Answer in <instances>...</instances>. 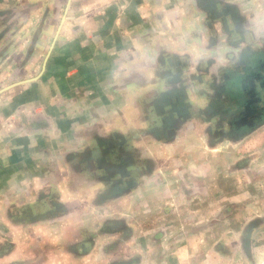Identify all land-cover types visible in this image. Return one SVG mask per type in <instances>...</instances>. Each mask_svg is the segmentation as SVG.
<instances>
[{
	"label": "crops",
	"instance_id": "crops-1",
	"mask_svg": "<svg viewBox=\"0 0 264 264\" xmlns=\"http://www.w3.org/2000/svg\"><path fill=\"white\" fill-rule=\"evenodd\" d=\"M263 56L264 0H0V264H233L170 142Z\"/></svg>",
	"mask_w": 264,
	"mask_h": 264
},
{
	"label": "rangeland",
	"instance_id": "rangeland-1",
	"mask_svg": "<svg viewBox=\"0 0 264 264\" xmlns=\"http://www.w3.org/2000/svg\"><path fill=\"white\" fill-rule=\"evenodd\" d=\"M202 137H196L184 146L177 143L170 148L176 150L179 147L176 154H171V163L182 171L175 188L185 194L183 197L188 203L197 202L193 199L202 201L201 196L207 195L208 204L202 210L209 214L216 212L222 217L217 220L222 224V234L219 233L221 237H217V241H229L232 249L237 246L236 252L235 249L228 251V257L232 256L235 261L233 264H253L249 254L251 249L253 253L255 251V264H264V126L244 139L232 141L226 138L217 145L209 140L208 134ZM187 154H194V157L189 158ZM188 161V173H185L179 165L183 167ZM163 189L159 192L162 198L176 199L174 192L177 189ZM170 211L176 212L175 208ZM194 211L198 212V206L191 209ZM207 224L211 228L215 222L210 220ZM211 239L214 237H209L208 241Z\"/></svg>",
	"mask_w": 264,
	"mask_h": 264
},
{
	"label": "flooded vegetation",
	"instance_id": "flooded-vegetation-1",
	"mask_svg": "<svg viewBox=\"0 0 264 264\" xmlns=\"http://www.w3.org/2000/svg\"><path fill=\"white\" fill-rule=\"evenodd\" d=\"M245 65L247 69L244 75L232 69L225 83L223 97L215 103V111L211 107L209 116H205L207 120L217 121L214 127L207 129L209 140L215 141V145L226 138L239 141L264 126V56L251 57ZM189 129L192 130L189 135L191 138L180 145L191 143L196 137L204 138L194 133L193 126ZM174 135L170 137L174 138ZM203 135L206 136L204 131ZM176 141L172 139L170 144L179 143Z\"/></svg>",
	"mask_w": 264,
	"mask_h": 264
}]
</instances>
